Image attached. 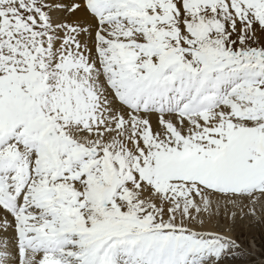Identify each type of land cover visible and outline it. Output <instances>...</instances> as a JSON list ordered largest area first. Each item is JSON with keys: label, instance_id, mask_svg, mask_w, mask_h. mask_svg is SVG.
<instances>
[{"label": "snow or ice", "instance_id": "1", "mask_svg": "<svg viewBox=\"0 0 264 264\" xmlns=\"http://www.w3.org/2000/svg\"><path fill=\"white\" fill-rule=\"evenodd\" d=\"M0 264H264V0H0Z\"/></svg>", "mask_w": 264, "mask_h": 264}]
</instances>
